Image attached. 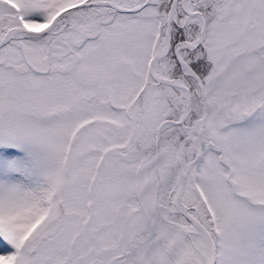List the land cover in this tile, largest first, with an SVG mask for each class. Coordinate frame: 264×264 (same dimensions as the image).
<instances>
[{
    "label": "snow or ice",
    "instance_id": "6c2138e0",
    "mask_svg": "<svg viewBox=\"0 0 264 264\" xmlns=\"http://www.w3.org/2000/svg\"><path fill=\"white\" fill-rule=\"evenodd\" d=\"M0 264H264V0H0Z\"/></svg>",
    "mask_w": 264,
    "mask_h": 264
}]
</instances>
